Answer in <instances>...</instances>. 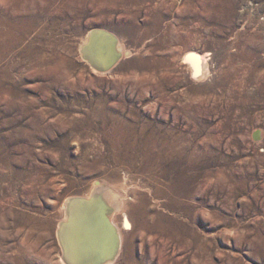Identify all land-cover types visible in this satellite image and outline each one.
I'll use <instances>...</instances> for the list:
<instances>
[{
  "label": "rangeland",
  "instance_id": "obj_1",
  "mask_svg": "<svg viewBox=\"0 0 264 264\" xmlns=\"http://www.w3.org/2000/svg\"><path fill=\"white\" fill-rule=\"evenodd\" d=\"M106 192L112 264H264V0H0V264H67Z\"/></svg>",
  "mask_w": 264,
  "mask_h": 264
},
{
  "label": "bare ground",
  "instance_id": "obj_2",
  "mask_svg": "<svg viewBox=\"0 0 264 264\" xmlns=\"http://www.w3.org/2000/svg\"><path fill=\"white\" fill-rule=\"evenodd\" d=\"M95 33L97 34V32L93 31V33L90 34L88 37V44L84 48V57L88 59L91 65H93L95 68L98 67L99 60L101 59L102 64H100V69L101 68L105 70L109 69L112 65H114L118 61V58L120 56L118 51L115 50L116 40L114 38H108V37L107 38L103 37V38H100L101 40H98L99 39V36H97L98 34L93 39V36ZM105 39H107L109 43L107 47H105L106 49H104V45L106 43V42L104 43ZM184 60H185V63H188L192 67L193 73H198L200 68H202L201 65L204 64V62H206L205 61L206 57L201 56V54L199 55L197 53L190 52L189 54H186V56L184 57ZM200 72L202 73V71ZM123 129H125L126 131V128H123V125H122V126L114 128V131L112 130V132L117 133L122 139L124 135V132L122 133ZM118 142L119 141H117V144ZM144 152H147V149H145ZM112 193L105 194V196H103L102 199L96 197L92 199V201L87 200V203L89 205L86 207L84 206L82 209L78 208V206L77 207L73 206V208L72 207L69 208L67 215L70 216L69 218L70 222H68V224H65L62 230V235H66V237L64 238L65 241L63 240V244L66 249V250L64 249V258L67 264H76L77 258L79 257L78 253L82 251L87 252L88 249L96 250V249H99L100 246L102 247L103 242L100 239V237H101L102 232H103L102 237L104 236L106 237V234H105L106 231L104 230L103 224L100 221L101 220L100 219L101 210H100L99 204L101 200L104 201L108 207L112 208V211L108 214V218H109L111 225L115 228L117 238H118L117 252L114 258L109 260L105 264H112V262L116 259L117 255L119 254L120 248H121V244H122L121 242L123 241V237L126 236L125 233H123V231L121 232L120 229L123 228V229L129 230V220H127L124 217L121 223L122 225H119L120 227L118 226L116 218L111 213L114 210L120 209V206L122 205V203L119 197L117 196V194L114 192L113 193L114 196H112ZM114 223L115 225L117 224L118 226L117 228H120L119 232H118V229H116V226L114 225ZM68 242H69V245H68ZM104 242L106 241L104 240ZM67 247H70V248H67ZM100 254L98 257H100Z\"/></svg>",
  "mask_w": 264,
  "mask_h": 264
},
{
  "label": "water",
  "instance_id": "obj_3",
  "mask_svg": "<svg viewBox=\"0 0 264 264\" xmlns=\"http://www.w3.org/2000/svg\"><path fill=\"white\" fill-rule=\"evenodd\" d=\"M86 205L89 204L86 202ZM100 221L103 224L104 230L106 231V237H102L103 232L101 233L100 239L103 244L99 249L96 250H87V252L82 251L78 253L79 257L77 258L76 264H105L109 260L113 259L117 252L118 238L115 228L111 225L108 214L112 211V208L108 207L104 201H100ZM104 240L106 242H104ZM100 254V257L99 254ZM77 254V253H76ZM98 254V255H97ZM81 261V262H80Z\"/></svg>",
  "mask_w": 264,
  "mask_h": 264
}]
</instances>
